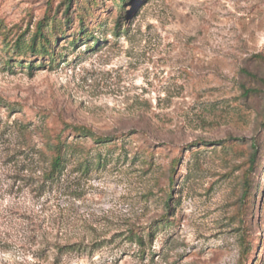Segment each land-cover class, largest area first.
Returning <instances> with one entry per match:
<instances>
[{
	"label": "rangeland",
	"instance_id": "374dc122",
	"mask_svg": "<svg viewBox=\"0 0 264 264\" xmlns=\"http://www.w3.org/2000/svg\"><path fill=\"white\" fill-rule=\"evenodd\" d=\"M0 264H264V0H0Z\"/></svg>",
	"mask_w": 264,
	"mask_h": 264
},
{
	"label": "trees",
	"instance_id": "16d2710c",
	"mask_svg": "<svg viewBox=\"0 0 264 264\" xmlns=\"http://www.w3.org/2000/svg\"><path fill=\"white\" fill-rule=\"evenodd\" d=\"M120 25V24H119ZM44 34L43 32H38V34L34 37L32 46H35L38 36ZM44 46V45H43ZM45 47V46H44ZM76 131H78L82 136H89L92 137L96 142L98 143H107L111 142V136H98L96 135L90 128L84 127V126H77L75 128ZM49 149L51 150L53 156L51 160V168L50 171L47 173L46 178L48 180H55L58 177L61 176L62 171L64 170L67 161L69 160L70 153H76L78 150L76 146H73V144L66 139L62 138L61 136H58L54 142H49ZM254 151L251 153L249 158V169L247 170V173L245 174V181H244V197L247 198L250 195V176L249 173L255 169L256 159H257V151L256 146L254 145ZM167 206H169V200H167ZM152 233V231L150 232ZM132 240L137 242L140 246L145 247L146 242L144 239L143 234L139 232H133L132 234ZM241 245L243 247V258H246L248 256V252L250 249V244L246 240V238L243 236L241 239Z\"/></svg>",
	"mask_w": 264,
	"mask_h": 264
}]
</instances>
